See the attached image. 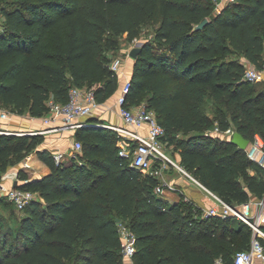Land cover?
Returning a JSON list of instances; mask_svg holds the SVG:
<instances>
[{
  "label": "trees",
  "instance_id": "trees-1",
  "mask_svg": "<svg viewBox=\"0 0 264 264\" xmlns=\"http://www.w3.org/2000/svg\"><path fill=\"white\" fill-rule=\"evenodd\" d=\"M0 13V108L35 118L50 113L51 100L67 103L74 86L112 100L120 40L154 24L133 59L126 105L153 110L175 159L224 201L264 198V168L227 137L207 134L217 124L264 141V87L244 78L242 61L264 68V0L220 12L213 0H0ZM97 124L76 130L82 151L61 164L40 148L43 134L0 133V182L32 152L50 168L40 178L19 170L18 187L38 194L23 210L1 198L20 223L15 232L0 225V264H124L120 225L136 236L135 264H234L251 247L253 229L242 220L207 217L184 194L172 202L156 193L159 178L132 166L118 133Z\"/></svg>",
  "mask_w": 264,
  "mask_h": 264
},
{
  "label": "built area",
  "instance_id": "built-area-1",
  "mask_svg": "<svg viewBox=\"0 0 264 264\" xmlns=\"http://www.w3.org/2000/svg\"><path fill=\"white\" fill-rule=\"evenodd\" d=\"M215 3V10L220 12L224 5L227 3L235 2L236 0H213ZM125 59L118 57L112 60L110 68L115 72L119 79L123 82L121 92L117 98V106L119 107V113L123 120V126L114 124H97L98 126L106 127L113 131H116L119 135L118 146L120 148V155L125 159H131L132 166L142 169L143 171L155 175L158 178L164 176L165 172L170 168H175L184 177L189 179L195 187L203 191L206 196L212 202L209 207L200 205L193 199L185 196L186 201L193 202L196 206L200 207L205 216L213 217H236L253 229V238L251 247L247 250L238 252L234 257V264H253L256 259L264 261V198L255 202H250L241 205H231L224 201L216 193L208 189L203 183H201L196 177H194L185 167H183L176 159L169 156L167 151V143L163 140L165 135V129L159 124L156 113L147 108L145 103L139 106H128L127 94L130 90V76L124 70ZM244 78L254 82H264V68L257 69L255 66L250 65L247 67ZM100 103L93 91L88 90L86 87L74 86L69 91V99L67 103L60 104L51 100L50 117L45 118L46 123L51 121L62 120L63 126L59 129H71L77 130L79 128L88 126L89 123L83 121L84 118L92 116L101 108ZM9 113L4 112L1 114L2 120H8ZM147 128V133L142 130ZM58 130V129H55ZM216 134L222 137L230 139L235 132L232 128L221 131L216 128ZM0 133L14 134V135H36L43 134V131L32 130L29 132L16 130L11 131L9 129H1ZM82 143L79 140H75L72 145V151L77 153L82 151ZM66 152L58 151L54 153V159L57 164H61L66 160ZM247 154L249 158L264 168V141L256 135L254 142L250 143L247 148ZM24 168H31L30 162H26ZM156 193L166 196L167 193L182 192L174 183L165 181L160 183L156 189ZM37 193L19 187L6 188L4 185H0V198L6 197L11 203H13L19 210H23L29 205L36 197ZM252 205L257 209L255 213H252ZM120 235L123 241V254L125 257L133 258L136 252V236L126 226L120 225ZM215 264H226L223 258H218Z\"/></svg>",
  "mask_w": 264,
  "mask_h": 264
},
{
  "label": "crops",
  "instance_id": "crops-1",
  "mask_svg": "<svg viewBox=\"0 0 264 264\" xmlns=\"http://www.w3.org/2000/svg\"><path fill=\"white\" fill-rule=\"evenodd\" d=\"M133 49V47H132ZM134 60H132V63H129L127 60L125 61L124 70L127 72V74L131 77L132 74V67H133ZM244 63L246 67L250 66V62L244 58ZM129 64L131 66L129 67ZM120 86L116 93V96L110 100L107 103H104L101 105V108L96 111V113L92 116L84 118L83 121L89 123L92 121L101 122L104 124H114L123 126V120L119 113V107L117 106V98L121 92L123 82L119 80ZM4 108H0V128L1 129H9L11 131L16 130H22V131H32V130H40L43 131V135L45 136V142L44 145L41 148H47L53 151V153H56L58 151L69 153V151L72 149V145L74 141L76 140V130L71 129H59L61 126H63L62 120L57 121H51L50 123L45 122V118H51L50 115H46L42 118H35L32 117L30 114H23L18 115L14 113H9L10 117L8 120H2L1 114L4 113ZM58 129V130H55ZM144 133H147V128H144L142 130ZM179 158V157H177ZM31 167L34 169L39 168L41 171V174L36 175L32 178H40L44 175H47L50 173V168L44 163L41 159L33 158L30 162ZM167 177L169 180H171L176 186H178L185 196L193 199L195 202L199 203L200 205L209 207L212 205V202L210 199L206 196V194L195 187V185L186 177H184L181 173H179L175 168H170L167 170ZM13 170H9L7 173L3 175H6V181L10 180L13 174ZM11 176V177H10ZM14 177V175H13ZM16 180L14 182H11L13 184V187H15ZM7 188V187H6ZM175 194L176 197H175ZM182 193L180 192H173V193H167L165 197L170 199L172 202L179 201L180 195ZM257 200H254L252 202H255ZM257 211L256 207L252 205V213H255ZM264 227V226H263ZM124 264H135L133 258L125 257ZM253 264H264V261L261 259H256Z\"/></svg>",
  "mask_w": 264,
  "mask_h": 264
},
{
  "label": "rangeland",
  "instance_id": "rangeland-1",
  "mask_svg": "<svg viewBox=\"0 0 264 264\" xmlns=\"http://www.w3.org/2000/svg\"><path fill=\"white\" fill-rule=\"evenodd\" d=\"M4 23V18H3V15L0 13V31L1 28H2V25ZM154 30H155V26L154 24L152 23H148L146 24L143 29H142V33L141 35L136 38L135 40L133 41H128L126 39V37H123L121 40H120V47L119 49L113 53L112 55V59H115V58H118V57H122L125 59V61L127 60L129 63H132V58L130 57V52L132 50V47H136L138 45H142L144 41L148 40V39H151L152 38V35L154 34ZM242 61L244 62V58H242ZM131 66V64H129V67ZM121 81V80H120ZM121 83V82H120ZM256 84V87L258 90H261L263 87H264V83L262 82H254ZM209 102H210V106L209 108L207 109V114L211 117V118H214V110H215V103L213 102V100L210 98L209 99ZM5 112L7 113H12L11 112V108L9 107H6L4 108ZM216 128H217V124L216 126L212 127L210 130H207V134H214L217 136L216 134ZM44 145V143L40 146V148ZM173 149H174V146H171L169 148H167V151L166 153L171 156L173 159H175V154L173 155ZM172 152V153H171ZM75 152L72 151V149L69 151V153L67 154V157L68 159L72 157V155L74 154ZM37 158V154L35 152H32L30 153L22 163L20 164H17L15 166H13L10 170H13V174H12V177L10 178V180L6 181V175L4 176V178H2V181L0 182V185H4L5 187H7L8 189L9 188H12L13 187V184H11V182H14L16 180V182L18 183V185H21L23 183L22 179L20 178L19 176V170L20 169H24L29 177H34L36 175H39L41 174V171L39 168H36L33 170V168H24L25 166V163L26 162H31V160L33 158ZM68 159L66 158V160L68 161ZM81 164L82 161L80 162ZM167 173L168 171L165 172L164 176L159 178V182L160 183H164L165 181L169 182V183H173L171 180H169V178L167 177ZM14 175V177H13ZM178 187V186H177ZM177 194H175V197H176ZM10 202V201H9ZM19 220L15 214V212L13 210H11V206L10 204H7L6 202L3 203L1 201V198H0V225L8 232H15L17 231V229L19 228ZM9 240L11 241L12 239L9 238Z\"/></svg>",
  "mask_w": 264,
  "mask_h": 264
},
{
  "label": "water",
  "instance_id": "water-1",
  "mask_svg": "<svg viewBox=\"0 0 264 264\" xmlns=\"http://www.w3.org/2000/svg\"><path fill=\"white\" fill-rule=\"evenodd\" d=\"M209 23L208 19H205L204 21H202L198 26L197 29H203L207 24ZM142 50V46L138 45L136 47H134L131 52H130V57L132 59H136L138 57V55L140 54ZM229 141H231L232 143H234L235 145H237L239 148L243 149V150H247L249 144H250V140L247 139L246 137H244V135H242L240 132L235 131L232 135V137L229 139ZM18 183L15 184V187H18ZM117 222L120 223L121 219H117Z\"/></svg>",
  "mask_w": 264,
  "mask_h": 264
}]
</instances>
